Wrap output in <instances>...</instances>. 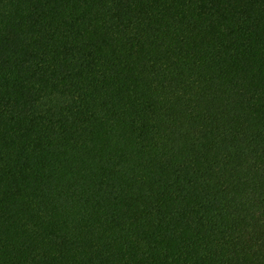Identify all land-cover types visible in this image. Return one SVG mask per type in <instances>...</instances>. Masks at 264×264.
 Returning a JSON list of instances; mask_svg holds the SVG:
<instances>
[{
    "label": "trees",
    "instance_id": "16d2710c",
    "mask_svg": "<svg viewBox=\"0 0 264 264\" xmlns=\"http://www.w3.org/2000/svg\"><path fill=\"white\" fill-rule=\"evenodd\" d=\"M0 264H264V0H0Z\"/></svg>",
    "mask_w": 264,
    "mask_h": 264
}]
</instances>
